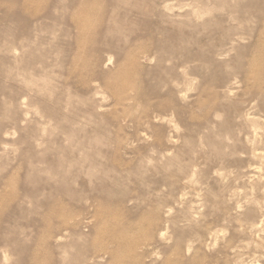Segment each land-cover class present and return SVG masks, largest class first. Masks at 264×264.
<instances>
[{
  "label": "rangeland",
  "instance_id": "rangeland-1",
  "mask_svg": "<svg viewBox=\"0 0 264 264\" xmlns=\"http://www.w3.org/2000/svg\"><path fill=\"white\" fill-rule=\"evenodd\" d=\"M0 264H264V0H0Z\"/></svg>",
  "mask_w": 264,
  "mask_h": 264
},
{
  "label": "bare ground",
  "instance_id": "bare-ground-1",
  "mask_svg": "<svg viewBox=\"0 0 264 264\" xmlns=\"http://www.w3.org/2000/svg\"><path fill=\"white\" fill-rule=\"evenodd\" d=\"M145 117L149 119V118H151V115H150L149 113H146V114H145ZM152 117H153V116H152Z\"/></svg>",
  "mask_w": 264,
  "mask_h": 264
}]
</instances>
